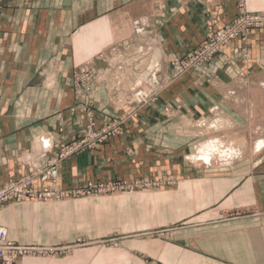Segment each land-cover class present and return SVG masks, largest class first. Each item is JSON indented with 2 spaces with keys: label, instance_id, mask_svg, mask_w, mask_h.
Wrapping results in <instances>:
<instances>
[{
  "label": "crops",
  "instance_id": "0c3cea01",
  "mask_svg": "<svg viewBox=\"0 0 264 264\" xmlns=\"http://www.w3.org/2000/svg\"><path fill=\"white\" fill-rule=\"evenodd\" d=\"M239 1L3 0L0 186L29 172L31 164L44 165L60 141L82 136L87 111L92 110L98 125L112 118L114 94L124 91L131 81L125 64L119 72L127 80L121 86L112 84L117 73L110 64L112 47L151 45L154 49L147 67L162 58L167 82L155 105L172 109L184 105L192 119L211 111L209 127L222 119L240 127L238 124L247 119L244 88L264 78V27L251 28L244 40H231L210 61L174 75V59L191 53L209 27L228 25L238 14ZM243 5L249 12L264 10V0H244ZM128 58L126 55L122 62L127 63ZM84 65L92 79L87 95L74 81L75 71ZM151 71L146 69L145 75L151 73L162 79V70L158 74ZM246 129L241 126L239 134L208 138L202 144L239 142ZM131 141L116 137L94 151L67 157L58 166L59 186L73 187L122 175L127 169ZM247 156L179 177L178 182L195 184L189 187L198 190L194 201H186L183 213L173 218L188 225L177 229L170 241L153 239L146 246L144 242H131L128 249L162 264H264V151L258 160L243 158ZM51 206L26 201L4 203L0 225L6 227L9 239L24 244L101 237L95 231L54 224L48 215ZM118 255L114 261L110 250L87 247L57 261L22 256L15 264H145L126 251Z\"/></svg>",
  "mask_w": 264,
  "mask_h": 264
},
{
  "label": "rangeland",
  "instance_id": "374dc122",
  "mask_svg": "<svg viewBox=\"0 0 264 264\" xmlns=\"http://www.w3.org/2000/svg\"><path fill=\"white\" fill-rule=\"evenodd\" d=\"M135 32L139 31L135 29ZM136 49L138 52L135 51ZM136 49L135 47H123L122 49L112 47L110 50L112 62L109 63L117 69L112 84L121 86V82L127 80L122 78L119 72L125 64H127L131 76V81L126 85L123 84L126 86V89L122 90L123 93L121 91L114 94V101L116 102H114L113 107L115 108L112 111V118L108 121L113 123L118 120L121 121L123 123L122 131L108 137L94 147L79 152L94 151L103 143L116 137L128 138L132 140V144L128 149L125 172L122 175L88 180L83 184L73 186L80 188L88 182L98 186L102 185V188L93 191H71L46 200L26 199L22 201L53 205L50 207L48 215L54 224L64 225V228L69 227V229L79 231H95L101 237L77 236L72 240L60 238L51 243H40L34 240L25 244L36 248L41 247L43 252L33 251L26 257L57 261L75 250L97 247L110 250L114 261H116V257H119V253L126 251L129 257L134 259L138 257L145 264H162L132 253L128 249L129 243L144 242L146 246L153 239L170 241L175 231L187 224L184 221H173V218H178L177 216L183 213L185 204H187L186 201H194L193 196L198 191L189 187L195 184L184 186L178 182V178L197 174L204 167L222 166L233 162L221 164L218 159H213L210 163L203 162V158L198 156L200 153L198 147L208 138H220L229 135V133H238L237 125L227 124L226 120H219L218 124L209 127L210 121L207 120L211 111L192 119L187 109L183 108L184 105L178 109L155 105L158 96L153 101L143 105L136 103L132 93L134 86L142 84L148 96L154 87L152 75H145L149 56L153 54V49L151 45L147 44H144L142 48L137 46ZM126 55L129 57V61L124 63L122 61L126 60ZM142 59H144L143 62H141ZM178 68L179 64H176V74L179 73ZM263 83L264 78L262 76L257 79L256 83L245 85L243 92L244 112L247 113V119L238 125L248 129V133H246L249 135L248 147L253 143L252 139L256 136L254 133L257 135L264 134ZM225 97H227L226 94ZM152 109L157 111L152 114ZM139 119H143L144 124H139ZM102 125L97 124V127ZM263 151L264 146L255 156L243 158L258 160ZM55 154L48 158L55 156ZM64 159L57 165V189L73 188H62L58 183V166ZM9 203L15 205L21 201ZM59 203L64 205L59 206ZM252 213L254 212L249 214ZM133 258L130 259L133 260Z\"/></svg>",
  "mask_w": 264,
  "mask_h": 264
},
{
  "label": "built area",
  "instance_id": "2783aa9c",
  "mask_svg": "<svg viewBox=\"0 0 264 264\" xmlns=\"http://www.w3.org/2000/svg\"><path fill=\"white\" fill-rule=\"evenodd\" d=\"M2 8L3 0H0V15ZM254 27H264V11L249 12L244 8L243 1L240 0L238 14L228 25L221 28L209 27L204 39L191 53L183 58L174 59V63L179 64V73L176 74L177 72H175L174 75H180L190 68L207 62L231 40L235 38L244 40L248 31ZM150 75H152L154 87L149 96L142 84L132 88L136 103L141 105L153 101L167 82L165 71H163L162 79L159 81L154 78L153 74L149 73L148 76ZM74 81L76 85L83 88L84 95L89 93L91 79L87 65L75 71ZM86 115L87 123L85 133L82 136L71 141H60L57 153L55 156L48 158L44 165L31 164L29 172L0 186V207L7 202H18L26 199L46 200L55 195H64L71 191L89 192L102 188V185L98 186L91 182L80 186V188H56L57 165L62 159L68 155L94 147L108 137L120 133L123 129V123L119 120L115 123L110 121L97 127L92 110L87 111ZM42 156H45V153ZM37 182H40L41 185L38 186ZM33 251L43 252V248H36L9 239L6 228L0 226V264H15L19 257L29 255Z\"/></svg>",
  "mask_w": 264,
  "mask_h": 264
},
{
  "label": "bare ground",
  "instance_id": "6f19581e",
  "mask_svg": "<svg viewBox=\"0 0 264 264\" xmlns=\"http://www.w3.org/2000/svg\"><path fill=\"white\" fill-rule=\"evenodd\" d=\"M157 44V43H156ZM157 46V45H156ZM154 49V48H153ZM160 51V49H159ZM156 55V54H155ZM155 57V56H154ZM157 58V57H156ZM155 58V59H156ZM161 57H159L160 59ZM153 59V61L155 60ZM162 60V58H161ZM160 61H156L154 62L151 66L149 65V67H147V69H150L153 71H155V74H158V73H161V70L163 71V62ZM165 60V59H164ZM166 64V63H165ZM151 71V72H152ZM162 75V74H161ZM157 76V75H156ZM159 78V77H158ZM157 79V78H155ZM160 79V78H159ZM159 79H157L159 81ZM240 88V87H239ZM230 91V90H229ZM227 92V91H226ZM230 94V93H229ZM228 94V95H229ZM255 94V93H254ZM247 95V94H246ZM233 96V95H232ZM240 96V95H239ZM229 97V96H228ZM231 99V98H229ZM238 99V98H237ZM230 101H233V100H230ZM241 102V101H240ZM247 107V105H246ZM215 108V107H213ZM217 109V108H216ZM218 110V109H217ZM247 112V111H246ZM247 114V113H246ZM256 114V113H255ZM223 115V113H222ZM216 116V115H215ZM247 117V116H246ZM250 117V116H249ZM213 118V117H212ZM226 118V117H225ZM230 119V118H229ZM223 120V119H222ZM225 120V119H224ZM211 121V120H210ZM227 122L230 121L231 123V120L228 121V119L226 120ZM216 125V124H215ZM233 125V124H232ZM241 127V126H240ZM240 127H237L240 128ZM243 127V126H242ZM264 128V126H263ZM247 130V129H246ZM262 131V129H260ZM237 133V132H236ZM235 133V134H236ZM248 133V130L247 132ZM245 133V134H246ZM264 133V132H263ZM248 134H246L239 142H235L234 139V143H231L232 141L228 142L226 140L224 141H221V144L220 142L218 143H215L213 141L211 142H205L204 144H202L198 149H199V155L200 158H203L202 160H204L205 162L209 163V162H212L213 159H218L220 161V163H226V162H229L231 161L233 158L235 159V157L239 158L241 156H244V155H248L250 154V157H252V155H255L258 153V151L260 150V148H262L264 146V134H254L256 136L253 137L252 141L253 143L251 144L250 147H248V140L247 138H249L247 136ZM235 137V136H234ZM252 137V135H251ZM214 138V137H213ZM213 138H210V139H213ZM224 138V136H223ZM228 138H230V136L228 135ZM227 139V138H226ZM241 139V138H240ZM230 140V139H229ZM237 140V138H236ZM251 143V142H250ZM222 145V147H221ZM231 146H234V147H231ZM222 148V150H221ZM233 149V150H231ZM250 149V150H249ZM218 152V153H217Z\"/></svg>",
  "mask_w": 264,
  "mask_h": 264
}]
</instances>
